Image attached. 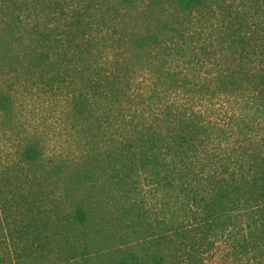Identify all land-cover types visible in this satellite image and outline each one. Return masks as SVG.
I'll list each match as a JSON object with an SVG mask.
<instances>
[{
  "label": "trees",
  "instance_id": "16d2710c",
  "mask_svg": "<svg viewBox=\"0 0 264 264\" xmlns=\"http://www.w3.org/2000/svg\"><path fill=\"white\" fill-rule=\"evenodd\" d=\"M5 135L0 264H264V0H0Z\"/></svg>",
  "mask_w": 264,
  "mask_h": 264
},
{
  "label": "rangeland",
  "instance_id": "374dc122",
  "mask_svg": "<svg viewBox=\"0 0 264 264\" xmlns=\"http://www.w3.org/2000/svg\"><path fill=\"white\" fill-rule=\"evenodd\" d=\"M137 17H139V15H137ZM66 90L71 91V89L68 88L64 89V91ZM40 95H41V100L39 102L37 100L36 101L33 100V102H30L28 100H30L31 98H26L27 101L24 104L29 106V108L31 105L37 117H35L36 120L33 121L32 115L26 114L27 119H24V121L25 120L30 121V123L28 124L31 131L35 130V126L38 128L41 137L44 138L45 140L49 155H57V156L63 155V156H71V157L74 156L78 150L82 149L81 147L83 146V138L82 141L80 139H77L76 133L72 128V126L69 125V123L63 121L65 118L64 115L58 116L57 114H55V118H52L53 117L52 115L49 116L48 113L49 109L50 108L53 109V107H50L51 106L50 103L49 104L47 103L48 109L44 107H43L44 109H42L39 103L42 101H46L45 99L50 97L46 94H40ZM67 104L68 101L62 102L63 106ZM14 148L16 149V146L11 148L9 136L5 135L4 137L2 136L0 137V157L6 156V154L9 153H14L15 152ZM77 192L78 193L76 196L79 197V199L91 197V200H93V197H95L88 189H82V190L80 189ZM102 214L106 215V213H102ZM117 230H119L118 227ZM119 244L122 243L120 242ZM108 249L109 248L103 249L101 247L102 255H100L99 253L98 256L95 254L94 250H91L88 257L89 260L94 264H106V260L108 259L107 256L104 255V250L106 253ZM57 261H55L53 264H55ZM57 264H59V262H57Z\"/></svg>",
  "mask_w": 264,
  "mask_h": 264
}]
</instances>
